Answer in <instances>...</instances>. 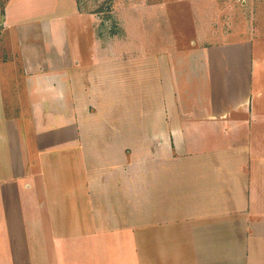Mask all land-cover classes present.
Masks as SVG:
<instances>
[{
  "label": "crops",
  "instance_id": "1",
  "mask_svg": "<svg viewBox=\"0 0 264 264\" xmlns=\"http://www.w3.org/2000/svg\"><path fill=\"white\" fill-rule=\"evenodd\" d=\"M3 1L0 75L17 62L22 85L10 106L0 92V264H264L252 27L215 25L181 47L169 29L144 36L149 11L109 50L90 24L84 66L58 0ZM128 40L137 49L122 54Z\"/></svg>",
  "mask_w": 264,
  "mask_h": 264
},
{
  "label": "rangeland",
  "instance_id": "2",
  "mask_svg": "<svg viewBox=\"0 0 264 264\" xmlns=\"http://www.w3.org/2000/svg\"><path fill=\"white\" fill-rule=\"evenodd\" d=\"M51 1V0H49ZM79 12L83 15H70L73 9L63 0L59 2L58 17L61 19V29L64 27L67 44L71 48L73 54L80 55L83 65L88 64L90 59V49L94 45L92 40V32L90 24H97L99 27L95 31L103 38L104 35L108 39L109 50L117 37L125 35V21L127 17L139 19V25H143V18L151 11L150 24L153 25L152 31L141 29L144 36H156L164 38L165 35H170L166 32L167 29L175 34L176 43L181 47H188L191 38L197 43V40H202L205 28L214 31L215 25L219 31L236 30L237 34L242 33L243 28L250 30L254 36L253 49L255 52L264 53V0H76ZM138 9L134 10L137 16L128 15L125 13L126 8ZM140 7V8H139ZM69 14V15H66ZM68 16V17H66ZM236 22V25L233 23ZM240 22V23H239ZM239 23V24H238ZM238 24V25H237ZM94 26V25H93ZM96 26V25H95ZM216 26V27H217ZM150 28V27H149ZM145 29V30H144ZM151 30V29H150ZM151 32V34H150ZM197 34L196 36H194ZM246 34V33H245ZM6 38L0 32V47H3V41ZM205 37L202 42H205ZM135 41L128 40V43L123 48L122 54H128V51H135ZM7 45V44H4ZM2 49V48H1ZM132 58V57H131ZM15 63L14 70L7 67L11 76L6 73L0 75V92L3 94L4 100L9 104L13 103L14 96L12 88L21 84V78L15 76L19 73V67ZM118 70L121 69L120 64L114 65ZM116 72V71H114ZM113 73V72H112ZM141 74V73H140ZM135 77V76H134ZM145 78L148 79L145 74ZM113 79H115V74ZM125 82V78L122 79ZM133 80V78L131 79ZM139 80V78H138ZM23 82V79H22ZM112 83V81H111ZM22 85V84H21ZM132 96V95H131ZM126 97V95H125ZM131 98V97H130ZM9 110V109H8ZM12 111V110H11Z\"/></svg>",
  "mask_w": 264,
  "mask_h": 264
},
{
  "label": "trees",
  "instance_id": "3",
  "mask_svg": "<svg viewBox=\"0 0 264 264\" xmlns=\"http://www.w3.org/2000/svg\"><path fill=\"white\" fill-rule=\"evenodd\" d=\"M0 5H1L2 14H4V1L3 0H0Z\"/></svg>",
  "mask_w": 264,
  "mask_h": 264
}]
</instances>
